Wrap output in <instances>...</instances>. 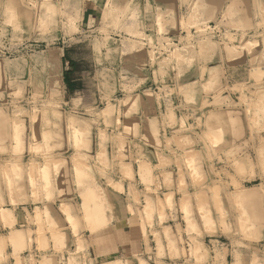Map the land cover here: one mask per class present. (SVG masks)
<instances>
[{
  "label": "clouds",
  "instance_id": "9594fccd",
  "mask_svg": "<svg viewBox=\"0 0 264 264\" xmlns=\"http://www.w3.org/2000/svg\"><path fill=\"white\" fill-rule=\"evenodd\" d=\"M0 264H264V0H0Z\"/></svg>",
  "mask_w": 264,
  "mask_h": 264
}]
</instances>
